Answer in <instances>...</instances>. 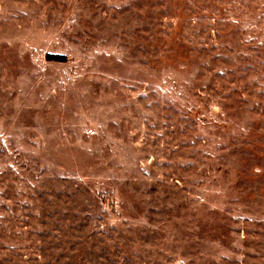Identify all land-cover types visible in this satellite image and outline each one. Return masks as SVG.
I'll return each instance as SVG.
<instances>
[{"label":"rangeland","instance_id":"obj_1","mask_svg":"<svg viewBox=\"0 0 264 264\" xmlns=\"http://www.w3.org/2000/svg\"><path fill=\"white\" fill-rule=\"evenodd\" d=\"M0 264H264V0H0Z\"/></svg>","mask_w":264,"mask_h":264},{"label":"trees","instance_id":"obj_2","mask_svg":"<svg viewBox=\"0 0 264 264\" xmlns=\"http://www.w3.org/2000/svg\"><path fill=\"white\" fill-rule=\"evenodd\" d=\"M48 59H51V58H49V56H48ZM64 59V58H63Z\"/></svg>","mask_w":264,"mask_h":264}]
</instances>
